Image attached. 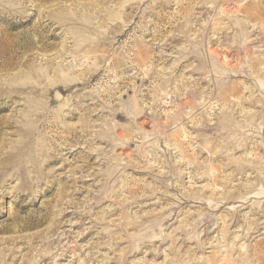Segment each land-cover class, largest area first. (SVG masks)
I'll return each instance as SVG.
<instances>
[{
	"label": "rangeland",
	"instance_id": "1",
	"mask_svg": "<svg viewBox=\"0 0 264 264\" xmlns=\"http://www.w3.org/2000/svg\"><path fill=\"white\" fill-rule=\"evenodd\" d=\"M0 264H264V0H0Z\"/></svg>",
	"mask_w": 264,
	"mask_h": 264
},
{
	"label": "bare ground",
	"instance_id": "2",
	"mask_svg": "<svg viewBox=\"0 0 264 264\" xmlns=\"http://www.w3.org/2000/svg\"><path fill=\"white\" fill-rule=\"evenodd\" d=\"M257 229V228H256ZM254 232V231H253Z\"/></svg>",
	"mask_w": 264,
	"mask_h": 264
}]
</instances>
